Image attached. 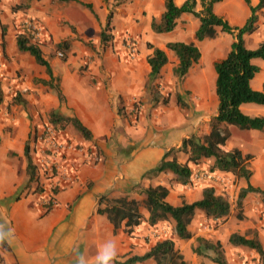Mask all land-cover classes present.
<instances>
[{
  "label": "crops",
  "instance_id": "obj_1",
  "mask_svg": "<svg viewBox=\"0 0 264 264\" xmlns=\"http://www.w3.org/2000/svg\"><path fill=\"white\" fill-rule=\"evenodd\" d=\"M183 1L174 0L176 5ZM248 1L250 6L258 3V0ZM113 2L114 0H0V81L3 87H10V93L19 91L28 105L19 112L17 125L11 135L4 136L3 125L0 126V234L4 236L3 240L8 246V250L0 248L2 264H77L78 255H83L88 264H95L101 245L109 240L115 241L116 260L122 261L132 255H143L155 242L166 238L173 241L174 248L182 255L185 264L212 262L208 258L197 256L192 251V246L195 245L196 237L213 240L217 236L213 229L215 221L207 219L200 210H196L188 226L191 238L179 239L172 234L171 220L169 226L164 221L148 224L145 195L140 194L138 187L136 188V185H162L168 189L166 201L176 206L182 200L188 203L199 200L205 186H212L216 193L221 194L213 183V176L228 175L208 171L212 159H206L209 164L206 167V178L196 176L200 164L190 165L192 175L187 185L171 182L174 176L169 171L145 176L147 171L160 162L166 151L177 149L181 141L190 136L184 131L177 138L170 134L181 129L191 115L181 112L175 106L164 108L162 104L165 102L155 103L149 98L145 84L149 73L147 57L151 50L141 43L150 41L154 47L166 52L168 62L162 68L161 75L167 70L172 77V67L177 60L173 52L166 49L168 42L193 41L200 50L201 46L212 47L213 41L222 32L217 28L214 39L196 41L194 34L199 27V19L184 13L177 19L171 32L153 33L150 22L163 12L164 0H129L115 7L110 24L111 34L116 38L129 36L138 40V47L133 53L124 49H116L115 53L105 50L103 55L101 53L96 58L95 54L85 52L84 49L77 51L74 45L70 48L71 53L66 61L49 56L51 49L62 40L99 39ZM87 4L92 11L85 6ZM249 5L246 0H220L214 4L213 11L230 25L242 26L250 15ZM196 9H201L199 3ZM260 13H264V9L257 12L259 22ZM30 21L38 22L42 28V38L35 42L38 45L40 43L52 76L58 79L64 97L62 103L56 92L52 91L46 100V96L42 95L43 86L35 82L37 79L49 80L45 68L38 65L27 52L17 49L16 37L19 33L28 32L26 25ZM259 24L261 23L257 22V31L260 30ZM200 52V60L191 67L183 83L186 88L191 85L197 91L209 88L215 95L213 61L207 62L209 68L206 67L202 62V50ZM211 53L213 54L212 50ZM89 56H94L95 63L87 64L90 62ZM253 62L260 70L251 82L252 87L263 90L264 60L255 59ZM244 106H251L258 111L248 115L264 116V106L249 103L242 105L241 109ZM51 109L80 120L92 134L91 140L82 138L80 141L86 147L84 151L89 149L94 152L98 160L91 162L74 155L71 163L75 177L56 188V204L45 210L41 198L50 179L41 175L36 146L32 140L34 132L41 126L38 122L39 115ZM196 109L207 113L200 103L196 104ZM216 110L215 95L213 116ZM4 117L9 120L8 115L4 114ZM202 119H206L205 116H200L196 125ZM206 126L208 129L204 134L209 132V125ZM246 132L253 134L259 131ZM228 141L229 139L225 147ZM25 145H28V155L37 167V182L28 181ZM237 148L245 154L262 156L260 171L263 175L264 138H252L246 146ZM182 156V160L177 157L180 162H184L185 156ZM253 178L254 176L250 179V184L264 189V179L257 181ZM51 182L54 183L53 179ZM38 184L40 187L37 189ZM101 196H127L139 202L140 223L133 227L130 234L125 232L124 226L114 232L113 225L102 211L104 205L99 203ZM245 199L246 197L243 201ZM247 202L249 201L245 200ZM245 226L259 229L261 224L257 221V215H252V220L249 219ZM238 232L243 234L244 231L242 229ZM220 243L224 248L223 243ZM225 256L227 264H231L226 251ZM139 264H155V261L148 259Z\"/></svg>",
  "mask_w": 264,
  "mask_h": 264
},
{
  "label": "trees",
  "instance_id": "obj_2",
  "mask_svg": "<svg viewBox=\"0 0 264 264\" xmlns=\"http://www.w3.org/2000/svg\"><path fill=\"white\" fill-rule=\"evenodd\" d=\"M61 2L77 0H57ZM128 0H122L126 2ZM220 0H184L182 4L176 5L174 0H164V10L158 18L150 22V29L153 33L161 34L171 32L177 23V19L184 13L193 15L199 19V27L195 31L194 40L202 41L206 38L214 39L217 36V28L221 32L233 37L229 51L226 55L213 63L215 72V95L217 98L216 114L209 121V132L200 137L190 135L181 141L180 146L166 151L160 162L145 173V176L157 175L169 171L175 181L180 185L190 183L192 169L190 165H196L206 159H212L208 167L210 172L230 173L246 181V186L238 193V202L248 194H257L264 203V189L250 184L249 179L252 171L248 168L247 161L251 158L249 154H243L238 148L226 149V141L230 137L227 126H234L241 130L264 131V116H250L241 109L244 104H256L264 106V89L256 90L252 87V80L259 72V67L253 62L255 59L264 60V41L257 44L255 48H248L244 42L245 35H251L257 30V12L264 9V0H258L256 6L249 5L250 15L242 26H232L227 20L216 15L213 6ZM197 3L201 9L197 10ZM91 11L90 5H85ZM111 15L108 16L104 28L101 31L100 41L105 42L107 36L105 30L110 27ZM17 49L20 52H27L35 62L44 67L49 80L37 79L36 83L46 85L55 90L60 103L64 97L59 86L53 84L49 62L44 58L40 46L33 42L28 32L19 33L16 37ZM59 46V45H58ZM166 49L173 52L177 63L172 67V77L176 81H183L191 67L201 58V52L193 41L191 42H168ZM147 48L151 53L147 57L149 73L145 87L155 103L165 102L158 90V80L161 78V70L167 64L168 58L164 50L154 47L148 43ZM176 104L179 108L187 107L180 94L175 95ZM2 92L0 89V104ZM18 103L23 100L16 99ZM64 122L72 126L74 131L83 139L91 140V132L75 116H62L56 111L50 113V122L53 124ZM29 147L25 145L24 155L26 158V172L29 182H37V167L33 164L28 155ZM176 153H182L185 158L180 162ZM40 185H37V189ZM138 187V192L145 195V206L149 213L148 224L154 225L160 221H172V234L179 239H190L191 233L188 226L191 223L195 211L200 210L207 219L215 222L226 220L230 213V203L222 195L215 192L214 187L205 186L202 190V197L194 202L188 203L185 200L179 205H171L166 201L168 189L162 185ZM43 189V187H41ZM99 203L103 204V213L113 225L114 232L124 226L127 234H130L133 227L140 223L139 202L127 196L111 198L101 196ZM228 242L233 246H241L253 250L259 257L261 264H264V247L258 237H246L238 233H232ZM0 248L8 250L4 240H0ZM192 251L199 257L208 258L215 264H227L224 249L219 240L212 241L203 237L195 238V245ZM148 259L155 261V264H185L182 255L174 248L171 239H162L150 247L143 255H132L122 261L116 260L115 264H139ZM3 259L0 256V264ZM204 264V263H201Z\"/></svg>",
  "mask_w": 264,
  "mask_h": 264
},
{
  "label": "rangeland",
  "instance_id": "obj_3",
  "mask_svg": "<svg viewBox=\"0 0 264 264\" xmlns=\"http://www.w3.org/2000/svg\"><path fill=\"white\" fill-rule=\"evenodd\" d=\"M127 2H129V0L126 2H122V0H114L113 6L109 9L107 18L109 15L111 16L113 15V12L115 11V7H119L121 4H125ZM260 16H261L260 22L257 21L258 23H261L259 24L260 30L258 31L256 30L254 34L244 36V42L248 48H254L255 46H257L259 42L264 41V21H263L264 13H260ZM110 23H111V19H110ZM111 31H112V27L110 24V27L105 30V35L107 36V40L105 42H101L100 38L96 40H88V41H83L77 38L62 40L58 44L59 46H54V48L51 49V51L49 52V56L52 58L60 59L61 61H66V57L71 53L70 48L73 47L74 45L75 47H77L76 48L77 51H79V49H84L85 52L87 51L90 52L91 54H95L96 58H99L101 53L103 55L105 50H109L112 53H115L116 49H124L126 52L133 53L135 49H137L138 40H134L132 37L129 36L121 39L116 38L113 34H111ZM216 38L217 39L213 41L212 47L201 46L200 49L203 52L202 62L204 61L203 63L208 68L209 65L207 62L213 61L214 63L215 61L223 58L226 55V53L229 51L230 44L233 41V37L229 34L228 36H226L224 32H222L221 36H218ZM145 42L146 41H143L141 44L144 47H147V44L150 41L146 43ZM211 50L213 54L211 53ZM59 53H62L63 56H59ZM89 58H90V62H88L87 64L95 63L94 56H89ZM87 64L85 65V67H87ZM198 69H196V71ZM212 70L215 75L214 69ZM53 84L59 86L57 78L53 80ZM42 86H43L42 95L46 96V100H48L49 92L50 91L55 92V90L46 85H42ZM0 89L2 92V102L0 104V126L3 125V134L4 136L8 137L13 133V130L17 125L16 118L19 112L22 109H26L28 105L25 102L24 103L16 102V99L19 100L24 99L21 96V93L19 91H14V92L12 91L10 93V87L8 86L3 87L1 81H0ZM158 90L162 95L163 99H166V103L162 104L164 108L169 109L170 107H174V106L179 108V106L176 104L175 95L180 94L183 96V100L187 105V107L184 109L179 108L180 111L187 113V115L189 116L191 115L190 120H188V122L183 124V127L181 129L172 131V133L170 134L171 136L177 138L181 131H184L189 135L194 134L200 137L205 135L204 132L206 129H208L207 128L208 126H206V124L209 125V121L213 117V113L215 112V95L214 93H211V90L209 88L208 89L204 88L203 91H197L191 85L186 88L183 81H176L173 77H171L167 73L166 70L164 74L161 75V78L158 80ZM147 94L149 95L148 91ZM150 97L151 96L149 95V98ZM199 103L207 110V113H204L203 111L196 109V104L198 105ZM134 105H136V103ZM242 110L246 114H255L258 112L256 109L252 108L251 106H244ZM52 111H57V110L51 109L50 111L43 112L42 114L39 115L38 122H40L42 126L46 125V123H51L53 126L61 129L66 135H68V137L72 141H74L78 149L82 148L84 150V148L86 147H83L82 143L80 142L82 141V138L74 131L71 125L66 124L62 121L56 124L50 122V113ZM66 112H69L70 114L69 110H67ZM4 114L8 115L9 120L5 119ZM62 116H65V114ZM200 116H205L206 119H202L196 125V122L198 121ZM67 117H70V115ZM227 128H228V132H230V137L228 144L225 147L226 149L237 148V146L242 147V145L246 146L248 142L250 143L252 138L253 139L258 138L260 140L264 138V131H259L252 134V132H246L248 130H241L234 126H227ZM249 155H251V158L247 161V165L248 168L252 171V175L254 176L253 179H256L257 181L264 179V174L262 175V171H260V165L262 164L260 158L262 156L260 155V157H257L254 154H249ZM176 156L179 158V160L183 159L181 153H177ZM199 164H200V168L197 170L196 173L200 175H204L205 172H207L206 167L209 164L205 160L200 162ZM218 175L219 176H213V183L216 184L215 187L218 190V192L221 193L230 203V213L226 218V220L213 223V229L217 235L214 236L218 237V240L223 243L224 248L227 247V249L224 248L223 249L224 252L226 251L231 264H261L258 255L253 250H249L244 247L232 246L227 241V237L232 233L240 234V232L238 231H242L243 229L244 232L241 235L248 236L249 238L256 235L259 241L261 242L262 246L264 247V203L261 202L260 197L257 194H248L245 200L246 201L248 200L249 202L245 203V200L244 201L242 200L239 204L238 193L241 188L246 186V181L230 173H228L227 176L223 174H218ZM253 176H251L250 179ZM247 204L249 206H247ZM254 214L257 215V221L260 222L261 224V227L259 229L257 228L253 229V228H249L248 226H245V223L248 222L249 219L252 220V215ZM163 223H165L168 226L170 225L169 221H164ZM259 233L261 234L260 236ZM215 237L213 238L212 241H216ZM206 261H208V259H206ZM211 263L213 262H209V264Z\"/></svg>",
  "mask_w": 264,
  "mask_h": 264
},
{
  "label": "built area",
  "instance_id": "obj_4",
  "mask_svg": "<svg viewBox=\"0 0 264 264\" xmlns=\"http://www.w3.org/2000/svg\"><path fill=\"white\" fill-rule=\"evenodd\" d=\"M26 29L33 42L42 38V28L38 22H28ZM59 56H63V54L59 53ZM33 136L32 142L36 146L38 165H40L39 170L42 176L50 179V184L48 183L47 190L44 188L45 193L41 198L42 206L45 210H48L56 204L54 197L56 188L60 187L63 182L70 181L75 177V171L71 163L73 156L77 155L91 162H96L98 156L89 149L86 152L82 148L78 149L68 135L51 123L41 125ZM196 176L205 179L207 174H197ZM52 179L54 183L51 182Z\"/></svg>",
  "mask_w": 264,
  "mask_h": 264
},
{
  "label": "clouds",
  "instance_id": "obj_5",
  "mask_svg": "<svg viewBox=\"0 0 264 264\" xmlns=\"http://www.w3.org/2000/svg\"><path fill=\"white\" fill-rule=\"evenodd\" d=\"M4 236L0 234V240H3ZM117 257V245L115 241L109 240L101 245L99 252L95 257V264H115ZM77 264H88L83 255H78Z\"/></svg>",
  "mask_w": 264,
  "mask_h": 264
}]
</instances>
